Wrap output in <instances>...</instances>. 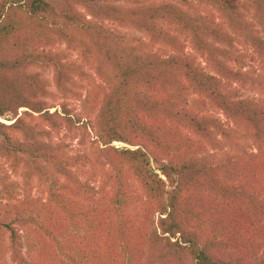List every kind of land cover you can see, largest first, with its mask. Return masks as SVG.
<instances>
[{
	"label": "trees",
	"instance_id": "1",
	"mask_svg": "<svg viewBox=\"0 0 264 264\" xmlns=\"http://www.w3.org/2000/svg\"><path fill=\"white\" fill-rule=\"evenodd\" d=\"M126 1L0 0V117L11 120L0 121V159L47 192L39 204L18 200L0 169V233L10 260L27 264L20 229L31 221L51 238L66 237L78 264H264V79L217 44L230 37L208 10L264 66V0ZM80 2L91 16L77 10ZM109 23L134 27L163 51L141 50ZM61 42L80 61L57 56ZM36 64L55 68L57 84L73 76L90 82L86 68L97 74L86 121L62 105L49 111L50 84ZM236 128L249 131L248 144ZM62 130L80 144L92 132V147L74 151ZM221 141L237 153L212 158L208 147ZM48 253L43 260L59 264Z\"/></svg>",
	"mask_w": 264,
	"mask_h": 264
},
{
	"label": "rangeland",
	"instance_id": "2",
	"mask_svg": "<svg viewBox=\"0 0 264 264\" xmlns=\"http://www.w3.org/2000/svg\"><path fill=\"white\" fill-rule=\"evenodd\" d=\"M55 1L60 2L62 0ZM150 1L151 0H127L125 4L128 6H139ZM76 7L81 14L87 17L92 15L89 10L90 8L86 7L84 2L78 3ZM194 10L197 13H201L203 15L206 14L203 5L194 7ZM208 10L210 11L209 17L213 19L214 23L221 27L223 35L230 37L228 38V40H225L222 43L217 42V44L226 49L234 51V53H236L237 55H241L244 63L243 69L252 71L254 76H260L264 79V66H262L259 58H257L253 53L251 47L246 46L238 40L236 33L227 27L226 23L220 18L218 12L214 8H209ZM247 17L252 20L249 15H247ZM109 24L123 32V34H125L127 38L134 40V42L140 45L141 50L163 51L162 47L153 44L148 37L142 35V33L136 30L134 27L130 25H119L117 23ZM55 48L56 49H54V53L57 56L61 54L67 60L72 59L75 61H80L78 53L74 50L68 49L65 43L61 42L57 46H55ZM199 61L202 65H204V62L201 58H199ZM231 65L234 68L240 67V65L236 62L231 63ZM32 69L49 81V96L45 97L48 106L53 105L52 107H49V111H54L55 109L61 110L60 105H62L63 107H65L66 113L73 117H80V123L86 121L87 114L91 112V110L93 109V105L98 99L94 87L100 85V79L93 70H91L90 68H86L89 74L92 75V80L90 82H88V80H81L77 76H73L71 77V79L63 77L62 83L57 84L56 71L52 66L36 64ZM233 86L237 87L239 93L243 96L256 98L261 97L260 94L249 87L248 84H233ZM201 109L203 111H206L208 107L206 106ZM19 110L21 112L23 109L20 108ZM208 111H210V113H212L213 115L221 118L226 125L232 126L229 122L226 121L220 111H214L210 109ZM9 118V116L0 117V121L9 123L11 121ZM235 132L237 133V135H239L241 141L247 144L249 143L248 139H250V134L248 130H246L245 128H236ZM90 136H93L92 132H90L89 136L86 137L85 143L80 144L79 136L71 138V135L65 134L64 130H62L60 134V137L65 138L66 142L70 143V147L74 151H82L87 149L90 150V148L92 147V139ZM217 139L219 141L220 137H217ZM111 144L114 147L119 148L129 147V145L120 141H112ZM219 145L220 147L218 148L208 147L209 154H211L212 158H214L215 160H220L222 156L227 157L229 155L232 156L237 153L235 146H229L228 144L225 145L222 143V141L219 143ZM246 146L248 151H253L252 147L248 145ZM153 167L157 166L153 164ZM0 169L2 171H5L6 173H10V179L13 182L12 186L16 192V197L18 200L23 201L26 200V197H29L30 199L34 200L36 204H39L40 202H43L45 200L47 193L46 188L43 184L40 183L38 178L32 177L27 181L26 178H23L19 174L21 169H18L17 173L10 172L8 162L5 159H0ZM4 201L5 199L0 198V203ZM37 212L39 211L32 210V215L35 217ZM38 219L40 218L38 217ZM49 233L50 232H48V229L46 231H42L39 226L31 221L28 222L24 228L20 229L22 253L26 258L27 264H47L48 260H43L44 258H46L45 251H49L48 255H50V257H53L55 255L54 257H56V260L59 264H78V254H75L74 260H70V258L68 257L70 251L68 244H71V242H67V238L61 237L60 234H53L54 238H51ZM6 243L7 238L0 233V262H4L6 264H14L10 260L9 255L5 250ZM41 251L42 253L44 252V255L41 254Z\"/></svg>",
	"mask_w": 264,
	"mask_h": 264
}]
</instances>
